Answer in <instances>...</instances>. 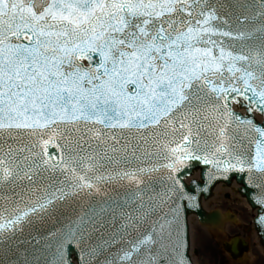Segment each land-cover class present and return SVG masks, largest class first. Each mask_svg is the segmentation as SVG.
I'll use <instances>...</instances> for the list:
<instances>
[{
  "label": "snow or ice",
  "instance_id": "snow-or-ice-1",
  "mask_svg": "<svg viewBox=\"0 0 264 264\" xmlns=\"http://www.w3.org/2000/svg\"><path fill=\"white\" fill-rule=\"evenodd\" d=\"M237 179L264 243V0H0V264H201Z\"/></svg>",
  "mask_w": 264,
  "mask_h": 264
},
{
  "label": "rangeland",
  "instance_id": "rangeland-1",
  "mask_svg": "<svg viewBox=\"0 0 264 264\" xmlns=\"http://www.w3.org/2000/svg\"><path fill=\"white\" fill-rule=\"evenodd\" d=\"M228 212L236 214L238 221L231 223L230 230L226 234H216V232H210L199 229L201 233V246H200V256L195 258L201 262V264H264V252L258 250L257 244L253 240V235L255 234L254 229L249 232L250 220L240 219L239 213L234 210H229ZM234 236L244 237L250 246L249 254L245 255L240 260H234L229 252L223 249L222 242L220 240L230 239ZM211 247V249H210ZM251 253L255 254L252 260L246 258ZM195 255V254H194Z\"/></svg>",
  "mask_w": 264,
  "mask_h": 264
},
{
  "label": "bare ground",
  "instance_id": "bare-ground-1",
  "mask_svg": "<svg viewBox=\"0 0 264 264\" xmlns=\"http://www.w3.org/2000/svg\"><path fill=\"white\" fill-rule=\"evenodd\" d=\"M196 176L197 177L199 176V171L196 172ZM237 188H238V185L236 184V182H234L231 186L218 185L215 188L214 196L208 201L207 200L203 201V207L208 212L212 211L214 209H219V211H221L223 213V216H225L226 213L231 209V210H234L235 212L239 213L238 217L240 219H242V220L249 219L250 220L249 212L246 211V209L250 208V205L245 198H241L237 194V191H235V189H237ZM228 194H230L231 198H229ZM189 222H190L193 230L201 228L199 226L197 218L195 216L189 217ZM231 226H232L231 223L227 222L223 228L219 229V231H222L225 234V232L230 230ZM205 229L209 230V228H205ZM253 240L257 244L258 250L264 252V248L262 246H260L259 238H258L256 233L253 235ZM210 249H211V247H210ZM194 254L195 253H193V255ZM254 255L255 254L251 253L246 258L252 260L254 258ZM194 258H195V255H194Z\"/></svg>",
  "mask_w": 264,
  "mask_h": 264
},
{
  "label": "water",
  "instance_id": "water-1",
  "mask_svg": "<svg viewBox=\"0 0 264 264\" xmlns=\"http://www.w3.org/2000/svg\"><path fill=\"white\" fill-rule=\"evenodd\" d=\"M197 171H199V170H197ZM234 181H236L237 184L239 185V187H241V183H240V181L238 179L237 180H233L232 183ZM223 185L230 186V185H227V184H223ZM213 193H215V188L210 190L205 196H203L202 197V201L210 200V198L212 197ZM238 193L241 196H243V197H245L247 199V197L244 196L242 193H240V192H238ZM192 214L196 215L198 217L199 222L201 224L209 226V227H212V228L219 227V226H221L223 224V216L221 215L220 212L209 213L203 208V205H202V210H190L189 211V215H192ZM209 217H212L211 221H209ZM261 243H262V241H261ZM262 245L264 246V243H262ZM234 255L237 256L235 252H234Z\"/></svg>",
  "mask_w": 264,
  "mask_h": 264
}]
</instances>
